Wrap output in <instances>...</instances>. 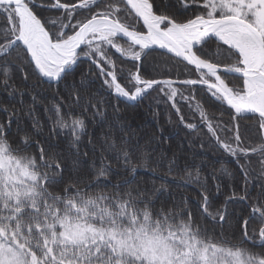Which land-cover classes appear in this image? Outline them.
Instances as JSON below:
<instances>
[{"label": "snow or ice", "instance_id": "snow-or-ice-1", "mask_svg": "<svg viewBox=\"0 0 264 264\" xmlns=\"http://www.w3.org/2000/svg\"><path fill=\"white\" fill-rule=\"evenodd\" d=\"M157 51L172 67L161 69L164 78H147L145 65ZM17 75L24 83L34 77L33 88L55 85V102L45 107L52 123L44 143L33 138L42 129L33 109L32 133L17 110L0 109L8 113L0 122V264H264V142L248 145L241 131L243 121L254 120L264 141V0H0V87L10 96ZM95 79L125 102L158 90L186 129H206L219 155L182 169L175 155L154 160L157 138L137 135L118 105L110 116L91 90ZM181 102L198 123L186 121ZM89 111L101 127L98 156ZM65 131L63 146L53 141ZM84 135L91 158L81 148ZM222 159L235 163L243 195L233 191L210 210L221 177L237 175ZM209 166L215 194L201 175ZM148 174L163 182L143 178ZM169 181L198 185L195 210L188 197L170 200ZM257 182L249 215L237 216L230 205L247 201ZM231 218L243 226L229 235L224 225ZM253 219L261 226L250 233Z\"/></svg>", "mask_w": 264, "mask_h": 264}, {"label": "trees", "instance_id": "trees-1", "mask_svg": "<svg viewBox=\"0 0 264 264\" xmlns=\"http://www.w3.org/2000/svg\"><path fill=\"white\" fill-rule=\"evenodd\" d=\"M183 15H190L191 10L188 13H182ZM44 16L55 15L54 13L44 12ZM155 57V59H153ZM166 59L161 52L157 51L151 53L146 63V72L145 75L147 78H164L161 69L163 67L171 68V65H163V61ZM127 68H131V63L124 65ZM159 66V67H156ZM83 68H87L88 65L85 63ZM95 77V69H93V75L89 79ZM181 79L185 78L184 76L180 77ZM35 82V78L29 80L28 83H24L19 75L14 79L15 87L17 92L14 95H9L2 87H0V109L8 108L11 112L13 109L17 110L21 119V127L26 128L29 133H32V121L28 116L30 109H33V115L38 117L41 124V134H33V138L41 143H44L45 139L50 135L51 121L48 119L52 115L51 112H45V107H51L55 102V85L49 86L47 83H43L33 88L32 84ZM87 82V81H86ZM124 83V81H121ZM102 81L100 79H95V82L91 85V90L94 93H97L96 99H102L107 102L108 112L111 116L112 105H118L121 110V118L124 119L128 124L131 125L132 130H134L137 135L145 136L147 140L148 136L154 135L159 143L153 141V147L155 152L152 153L153 159H159L161 153L164 154L167 158H172L173 155L177 158V162L180 166V169L184 167L187 163L190 167H194L195 164H199L201 160L208 161L210 164L216 157L218 153L212 151V142L209 141V137L206 129L199 128L194 132H190L186 129L179 121V118L175 110L171 106V102L167 101L158 90L150 91L149 95L145 96L143 100H140L137 103L125 102L124 100H118L114 95H109L108 91L101 87ZM11 91V89H9ZM24 92V95L21 97L20 92ZM60 95H64L63 91L60 92ZM185 95H188V92H185ZM35 96V103L33 102L32 97ZM197 99H200L199 93L197 94ZM181 109V113L185 116V119L189 123H198L199 115L194 114V109H190L187 103H178L177 105ZM207 107V106H206ZM211 111V110H210ZM79 114V112L77 113ZM228 113H224V119L228 120ZM8 113L0 110V122H7ZM87 122L88 132L93 135V139L97 142V153L99 155V138L101 136V127L93 123L91 119V111L85 116ZM106 130V129H105ZM241 131L245 132L248 139L245 141L246 144L255 146L262 141L261 134L258 128L255 125L254 120H246L241 123ZM147 134V135H146ZM12 136H17V127L16 124L12 123ZM24 133L20 132L19 136H23ZM199 136L204 141V150L202 151L199 147L201 139H196ZM18 138V137H17ZM65 138H70V132H61L60 135L53 136V141L59 139L61 145L63 146V141ZM88 135L82 137L81 148L83 151L88 152L89 157L93 156L91 151V146L88 144ZM192 142V146L189 147V143ZM30 152H35V147L29 149ZM205 152L208 154L205 155ZM107 155V154H106ZM113 167H116V161L110 156L108 157ZM252 168L254 170V176L259 174L260 166L257 163L256 156L251 157ZM221 162L229 168L230 172H235V180L233 181L228 177H221V193L219 196L215 197L212 201V209L219 207L223 204V201L226 197L231 196L232 192L235 191L238 195H243L241 190V185L243 178L239 175V170L236 168L235 163H229L228 160L222 159ZM244 163V161H241ZM97 166H99V161H97ZM153 167L157 165L152 164ZM216 169L220 168V164L215 165ZM161 172H165L166 168L160 167L158 169ZM211 166L204 167L202 169V177H207L208 187L211 189L212 193L215 194V187L213 186L212 181V172ZM217 176L221 174L217 171ZM145 179H155L156 184L159 185L163 181L157 177H152L151 174L144 176ZM168 187L171 191V199L180 201L183 197L189 198V206L195 210L197 206V201L201 199L200 193L197 190L198 185L196 184H176L168 182ZM259 191V183L257 182L254 187L251 188V194L247 201L237 202L234 205H230V208L235 209L237 216L243 214L247 217L249 215L252 204L255 203V197ZM167 195V194H166ZM206 225L211 227L208 221H204ZM243 226V221L240 225H237L235 218H231L229 224L224 225V230L226 234H231V232L238 227ZM261 226L259 219H253L248 225V230L251 233L253 228L257 230ZM216 231H220L219 225L216 226Z\"/></svg>", "mask_w": 264, "mask_h": 264}]
</instances>
